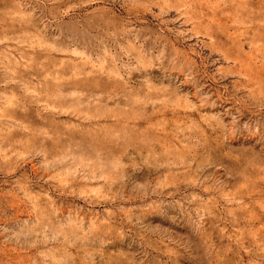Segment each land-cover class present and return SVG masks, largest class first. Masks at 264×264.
<instances>
[{"label": "rangeland", "instance_id": "obj_1", "mask_svg": "<svg viewBox=\"0 0 264 264\" xmlns=\"http://www.w3.org/2000/svg\"><path fill=\"white\" fill-rule=\"evenodd\" d=\"M0 264H264V0H0Z\"/></svg>", "mask_w": 264, "mask_h": 264}]
</instances>
